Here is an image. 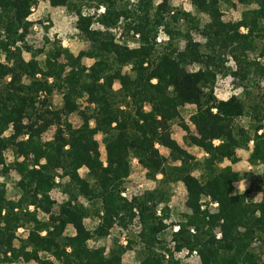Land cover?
Returning <instances> with one entry per match:
<instances>
[{"label": "trees", "instance_id": "16d2710c", "mask_svg": "<svg viewBox=\"0 0 264 264\" xmlns=\"http://www.w3.org/2000/svg\"><path fill=\"white\" fill-rule=\"evenodd\" d=\"M39 1L75 12L78 30L89 43L87 52L75 56L58 41L49 40L47 51L27 44L17 47L29 34L33 23L28 19ZM131 1L0 0V58L4 60L0 62V166L4 174L13 169L19 175L14 184L18 199L0 185V264L21 260L122 264L129 250L139 258L134 264H178L172 249L183 248L197 251L200 264H264L263 247L254 246L264 244V200L255 203L248 192L237 193V174L230 166L220 167L225 160L237 163V151L248 148L251 141L252 163L264 164V106L237 97L219 101L214 95L218 75L231 73L245 86L264 77V66L251 62L246 54L254 50V31L264 21V0H258L259 9L244 13L233 24L224 23L220 11L222 3L232 0H190L197 13L212 17L205 27L192 13L174 10L169 0L158 5L154 0H133L134 6ZM100 7L105 9L102 14L83 12ZM182 22L186 31L180 29ZM96 23L104 31L93 29ZM122 24L126 35L133 32L139 37L138 47L122 44L111 32ZM242 27L247 28L246 34L239 33ZM161 28L168 37L163 45L157 42ZM193 32L206 42L195 41ZM180 39L185 42L183 50ZM24 52L31 55L30 61L24 60ZM40 55L45 57L42 63L37 60ZM229 56L237 64L233 73L226 65ZM83 58L94 64L87 68ZM190 66L198 71L190 72ZM115 83L120 84L117 91ZM55 93L63 96L60 108L54 107ZM187 105L196 108L190 118L195 132L181 117ZM75 113L82 120L79 128L68 122ZM244 117H249V126L239 123ZM176 123L186 133L185 143L207 155L202 178L192 174L190 162L195 158L173 139L171 125ZM52 127H57L53 139L44 141ZM98 135L105 144V162ZM157 146L169 150L172 159L182 164L170 165ZM6 152L15 158L10 165L5 162ZM133 157L149 179L156 181L157 175L162 179L158 189L129 201L121 194ZM82 169L87 170L85 178ZM178 182L185 187L191 215L186 223L177 224L178 231L171 236L175 246L168 248L162 236L169 210L159 216L158 207L168 200L162 187ZM259 184L264 188V173ZM56 188L67 199L53 213L56 201L51 192ZM204 197L217 203V213L201 210ZM39 212L48 217L46 222L39 220ZM92 217L100 221L94 230L86 224ZM133 220L141 228L134 227L139 229L125 248L116 243L109 253L105 248H89L93 239L105 238L117 222L127 228ZM27 224L32 225L28 238L18 241V229ZM188 227L199 235L192 237ZM68 230L73 234L68 235Z\"/></svg>", "mask_w": 264, "mask_h": 264}, {"label": "rangeland", "instance_id": "374dc122", "mask_svg": "<svg viewBox=\"0 0 264 264\" xmlns=\"http://www.w3.org/2000/svg\"><path fill=\"white\" fill-rule=\"evenodd\" d=\"M136 1V0H135ZM156 5L161 3L162 0H154ZM131 4L134 6V1H131ZM169 4L174 10H183L187 13H192L194 16L199 18L200 26L205 27L207 24L212 23V17L207 16L205 14H199L196 12V10L193 8V5L191 4L190 0H169ZM259 9L258 0H250L247 4L239 3L238 0H232L230 3H222L220 7V11L222 14L221 20L224 23H236L241 21L243 14L248 11H253ZM105 9L104 7H100L98 10L94 8H86L84 9L85 14H89L91 16H94L97 14L104 13ZM30 22L33 23L28 36L25 39V42H18L17 47L23 48L24 44H27L30 47H33L36 50H48L50 49V44L54 41H58L64 48L68 49L72 54L77 56L81 52H87L89 50V43L84 40V38L81 36L79 30H78V16L75 14L74 11H70L64 7H51L48 1H39L38 5L32 9V13L28 19ZM182 26L180 27L181 30L188 29L187 25H185V22L181 23ZM93 29L95 30H103V28L99 24H94ZM104 31V30H103ZM186 31V30H185ZM114 34H116L117 39L123 44L127 43L131 48L138 47V39L139 37L134 35L133 32L130 33V35H126L124 32V24L120 25L117 30H111ZM248 32L247 28H240V34H246ZM255 36V43H254V50L247 51V55L250 56V61L253 63H257L261 66H264V21L261 25H259V28L254 31ZM193 37L195 41L200 43H205V38H202V36L199 33L193 32ZM49 40V43H48ZM158 43L166 44L168 42V37L165 34V31L163 28L160 29L159 35L157 38ZM185 47L184 40L180 39L179 43V49L183 50ZM14 50V48H12ZM23 58L25 61L31 60V55L27 52L23 53ZM45 57L44 55H40L37 57V60L42 63L44 61ZM63 60V59H61ZM64 61V60H63ZM0 62L4 63V60L0 58ZM82 63L86 65L87 68H90L94 64V60L83 58ZM227 67L231 69L232 73L237 70V64L235 59L232 56L228 57L227 61ZM188 70L190 72H196L198 71V67L190 66L188 67ZM114 90L120 89V84L115 83ZM214 95L219 101H227L231 97H237L245 102H252L254 104H262L260 106H264V77L260 80L254 81L253 83H250L249 86L242 85L238 82V80L230 73L226 76L218 75L216 85L214 88ZM83 103V102H82ZM53 104L54 107L60 108L63 104V96L60 93H55L53 98ZM196 112L195 106L187 105L184 108L181 109V117L186 122V124L190 127L192 132H195L194 125L190 122L191 116ZM68 122L74 127L79 128L82 125L81 117L75 113L72 114L68 118ZM239 123L244 126H249L251 121L249 117H244L241 120H239ZM92 126H94V123H91ZM177 127V128H176ZM179 128V129H178ZM171 131L174 136L179 137V132L183 133L184 131L180 129L179 125L172 124L171 125ZM177 129V133L175 130ZM57 131V127H52L46 134H44L43 139L44 141H50L53 139L55 133ZM263 131H260L259 134H261ZM10 134V130L6 133V136ZM184 135L185 132H184ZM96 139L99 143V149L101 153V158L103 162L106 161V148L105 144L103 143V137L102 135L96 136ZM185 143V141H184ZM215 145H218L219 142L215 141ZM254 146V143L251 141L248 145V148L241 149L238 151H241L244 153V156L248 153L252 154V148ZM159 149L160 154L168 159V162L172 166H180L182 164V161L176 160L174 161L172 157L170 156V152L162 151V147L157 146ZM161 148V149H160ZM190 146H188L186 143L183 145V150H185L188 154L192 155L195 158V161L190 162L191 165H194L192 174L195 177L202 178L203 174V166L205 159L207 155L200 150L201 152H194L192 149L190 150ZM197 151V150H196ZM249 155L248 159V167L241 173L239 171H233L237 174L238 180L234 183V187L236 192L240 191L244 187L246 188V191H242L243 193L248 192V198L250 201L255 203H260L264 200L263 191L264 188L259 184V178L264 173V164L263 163H256L253 164L251 161V156ZM5 162L7 165H10L14 162L15 158L14 155L11 152H6L4 154ZM22 159H20L21 161ZM226 161V160H225ZM230 162L229 160H227ZM189 164V162H188ZM203 165V166H202ZM3 166H0V185H5V188L7 190V194L11 196L13 199H18V197L15 196L16 190H14V184L19 180V175L12 170H10L8 173H3ZM221 168L229 167V165L224 166V163L221 164ZM231 167V166H230ZM203 169V170H202ZM59 174H62V172L59 171ZM80 174L83 178L87 176V170L82 169L80 170ZM162 179L161 175H157L156 181H153L147 177V170L140 164L139 160L136 157H133L131 159V173L129 178L125 181L123 186V193L121 196L127 200H132L134 197H141L146 192H152L155 189L159 188V181ZM57 183L60 182V179L56 178ZM63 183H67L68 179L64 178ZM243 182H246L243 183ZM165 189V193L167 194L168 200L161 204L158 207V215L161 216L163 210L165 211L166 208H168L169 212H167L168 217L164 220L165 225H167V229L165 233L163 234V241L167 243L168 248L174 247V242L172 240V233H176L178 231L179 226L177 224L179 223H186L187 222V216L191 215V210L187 206V193L185 190L184 185L181 182L173 183L169 186L162 187ZM51 198L52 200L56 201V205L53 208V213H58L59 211V205L66 200L64 194L59 188L54 189V191L51 192ZM79 201L83 203L84 205H88V201L83 198H79ZM207 204H209L207 206ZM30 211H34V206H30ZM201 210L202 211H208L210 214H215L218 211V205L217 203H210V199L203 198L201 203ZM162 211V212H161ZM38 215L39 220L42 222H46L48 220V217L43 214L42 212H39ZM100 221L97 218H88L86 219V224L88 227L92 230H94L97 225H99ZM135 224H137V221H135ZM30 224H27L26 227L19 228L16 236L18 241L26 240L28 238L30 229ZM134 227L141 228L138 224L134 226V220L131 223H128L127 228L122 227L119 222L116 223L114 228L110 229L108 232V235L100 239H93L91 241V244L88 245L90 249H101L105 248L106 252L109 253L110 249L114 246L116 243L117 245L125 248L127 246V242L134 238V231L138 230ZM190 235L192 237H196L199 235V233L196 231L194 227H188L187 228ZM45 232H43L44 235ZM215 235H217V238L220 236V229H215ZM67 234H73L72 230H68ZM19 245V242H16ZM254 246L260 247L264 249V244L255 242ZM68 252H70V249L68 248ZM136 251L129 250L126 251V253L122 256V264H134L139 258L135 254ZM173 256L176 259V262L178 264H200V259L197 254V251H189L187 248H183L180 251L173 250ZM16 264H36L34 262H24L21 260V262Z\"/></svg>", "mask_w": 264, "mask_h": 264}, {"label": "crops", "instance_id": "0c3cea01", "mask_svg": "<svg viewBox=\"0 0 264 264\" xmlns=\"http://www.w3.org/2000/svg\"><path fill=\"white\" fill-rule=\"evenodd\" d=\"M177 128V127H176ZM179 129V128H178ZM181 129V128H180ZM175 132L177 133V129L175 130ZM186 134V133H185ZM179 137H176V136H174L173 135V133H172V136H173V139L178 143V145L180 146V147H182L183 148V145H185V143H184V137H185V135H184V132L183 133H180L179 132ZM191 149H192V151H194V152H201L200 150L201 149H199V148H197V147H195V146H193V147H190ZM161 149V148H160ZM190 149V150H191ZM197 150V151H196ZM164 151H167V152H169V150H167V149H165V148H163L162 147V151L161 152H164ZM251 153H248L247 152V155H245L244 156V153L243 152H241V151H237V157H238V159H239V161L237 162V163H235V164H232L231 162H228L227 160L226 161H224V166H227V165H229V166H231L232 167V169L234 170V171H239V173L242 175L243 173H241V172H243L247 167H248V165H249V163L247 162L248 161V159H249V155H250ZM206 155V154H205ZM247 163H248V165H247ZM243 183H245L246 184V182H243ZM246 191V188L244 187L243 189H241L240 191H238L237 193H243L242 191Z\"/></svg>", "mask_w": 264, "mask_h": 264}]
</instances>
